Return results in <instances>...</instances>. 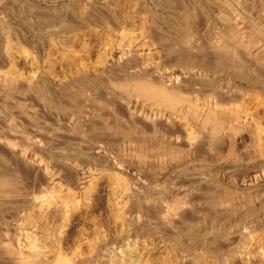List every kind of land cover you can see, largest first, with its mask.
<instances>
[{
  "label": "rangeland",
  "instance_id": "rangeland-1",
  "mask_svg": "<svg viewBox=\"0 0 264 264\" xmlns=\"http://www.w3.org/2000/svg\"><path fill=\"white\" fill-rule=\"evenodd\" d=\"M179 2L201 14L190 37L171 0H0V56L26 92L0 95V264H264V0ZM131 78L188 102L158 106L117 84Z\"/></svg>",
  "mask_w": 264,
  "mask_h": 264
},
{
  "label": "bare ground",
  "instance_id": "bare-ground-1",
  "mask_svg": "<svg viewBox=\"0 0 264 264\" xmlns=\"http://www.w3.org/2000/svg\"><path fill=\"white\" fill-rule=\"evenodd\" d=\"M126 1V0H125ZM170 1V0H169ZM180 0H178L177 2H179ZM177 2H175V1H173V0H171V4L173 5V4H175V6L177 7H175L176 8V10H178L179 9V11L181 12V21H183L184 22V24H185V26H184V28H181L180 29V27H175V30L177 29V31L179 32V34L180 35H183V37L184 36H187V37H190V35H193V34H196V33H194L195 31H196V23H197V20L199 19V16L201 15V14H199L200 12L198 11V9L195 7V5L193 4V5H191L192 7H191V10L190 9H188L187 7H185V5H180L181 3L179 2V4L177 3ZM154 3V2H153ZM157 3H159V2H157ZM236 3V2H235ZM247 4V3H246ZM160 5V4H159ZM169 5V4H168ZM167 5V6H168ZM171 5V6H172ZM237 5V4H236ZM12 6H13V4H12ZM27 6V5H26ZM162 6H163V4H162ZM170 6V5H169ZM174 6V5H173ZM172 6V7H173ZM245 6H247V5H245ZM133 7V6H132ZM157 7V6H156ZM133 8H135V7H133ZM144 8V7H143ZM146 8V7H145ZM167 8H169V7H167ZM246 8V7H245ZM245 8H244V10H245ZM140 9V8H139ZM165 9V8H164ZM142 10H144V9H142ZM174 10V9H173ZM123 11V10H122ZM247 11H248V8H247ZM46 12V11H45ZM44 12V13H45ZM142 12H144V14L142 13ZM43 13V14H44ZM141 13H142V15H144L143 17H142V21H141V26L142 27H144V31H146L147 33H150V31L151 30H153V31H155L156 29H155V25L153 24L154 23V20H156V19H154L153 18V15H152V12L151 11H148V10H144V11H141ZM35 14V13H34ZM37 14V13H36ZM42 14V13H41ZM47 14V13H46ZM45 14V15H46ZM53 15V14H52ZM55 15H58V14H55ZM121 15V14H120ZM155 15V14H154ZM179 15V14H178ZM15 16V15H14ZM118 16V15H117ZM120 17V16H119ZM97 18H99V17H97ZM97 18H96V20H97ZM157 19H158V17H156ZM162 18V17H161ZM100 19V18H99ZM98 19V20H99ZM126 19V18H125ZM173 19H175V18H173ZM97 20V21H98ZM102 21H100L102 24H103V26H105L106 28L108 27H110L111 26V28L112 27H114V30L112 29V31H116V32H118L119 34L122 32L123 34H124V32L123 31H125L124 29H126V26L125 25H127L126 23H125V20L123 21L122 19H120V18H118V17H116L114 14H107V15H105V17H104V19L102 18L101 19ZM121 20V21H120ZM126 20H128V19H126ZM131 20V19H130ZM173 21H175L176 22V20H173ZM179 21V20H178ZM199 21V20H198ZM204 21V20H203ZM253 21V20H252ZM17 22V21H16ZM16 22H13V23H16ZM96 22V21H95ZM121 22L123 23V24H121ZM127 22H129V21H127ZM163 22H164V24H167L165 21H164V19H163ZM175 22H172V23H175ZM20 23V22H19ZM101 23H100V25H101ZM131 23V22H130ZM139 23V22H138ZM137 23V24H138ZM262 23V22H261ZM125 24V25H124ZM129 24V23H128ZM183 24V25H184ZM257 24V23H256ZM140 25V24H139ZM167 25H170V26H172V24H167ZM176 25H178V24H176ZM6 26V25H5ZM180 26V25H179ZM201 26V25H200ZM79 27V26H78ZM168 27V26H167ZM174 27V26H173ZM3 28V27H2ZM179 28V29H178ZM198 28V27H197ZM3 29H5V27L3 28ZM88 29H89V27H88ZM97 29V28H96ZM110 29V28H109ZM174 29V28H173ZM173 29H171V30H173ZM199 29V28H198ZM198 29H197V31H198ZM174 30V31H175ZM200 30V29H199ZM229 30V29H228ZM153 31H152V33H153ZM196 31V32H197ZM220 31V30H219ZM227 31V30H226ZM145 32V33H146ZM178 32H177V34H178ZM121 33V35L120 36H123V34ZM125 33H126V31H125ZM152 33H150L151 35H153ZM155 33V32H154ZM163 33V32H162ZM162 33L161 34H158V35H160V38H162L161 36H165L166 35V33H165V35H162ZM173 33V32H172ZM5 34V33H4ZM164 34V33H163ZM198 34V33H197ZM225 34V33H224ZM15 36V35H14ZM153 36H155V35H153ZM152 36V37H153ZM157 36V35H156ZM168 36V35H167ZM128 37V36H127ZM166 37V36H165ZM169 37V36H168ZM192 37V36H191ZM200 37V36H199ZM12 38V37H11ZM159 38V39H160ZM167 38V37H166ZM158 39V38H157ZM157 39H155V40H157ZM167 39H169V38H167ZM213 39V38H212ZM14 40V39H13ZM130 40V39H129ZM151 40H152V38H151ZM162 40H164L163 38H162ZM193 40V39H192ZM202 40H204V39H202ZM202 40H201V42H202ZM65 41V40H64ZM132 41V40H131ZM130 41V42H131ZM164 41H166V40H164ZM176 41H178V40H176ZM185 41H186V39H185ZM184 41V42H185ZM209 41V40H208ZM224 41H225V39H224ZM226 41H228V40H226ZM225 41V43L224 44H226V46H224V47H221V48H224L223 49V51H224V53H223V51H220V50H222V49H219V50H216L217 51V53L218 54H220L221 55V57L223 56V54H227L228 52H229V50H230V46L228 45L229 43L228 42H226ZM66 42V41H65ZM78 42V41H77ZM179 42V41H178ZM190 42V41H189ZM204 42H205V40H204ZM10 43V48L11 47H15L16 49H19L20 51H21V49H24L25 47H20V46H18V44H14V42H12V41H8V44ZM67 43V42H66ZM147 43V42H146ZM156 43V42H155ZM181 43V42H180ZM186 43V42H185ZM128 44V43H127ZM168 44V43H167ZM177 44V43H176ZM182 44V43H181ZM209 44V43H208ZM33 45V44H32ZM170 45V44H169ZM180 45V44H179ZM210 45V44H209ZM213 45V44H212ZM9 46V45H8ZM77 46V45H76ZM155 46H156V44H155ZM165 47L164 45H162L161 44V47ZM167 46V45H166ZM172 47L174 46L173 44L171 45ZM159 47V46H158ZM203 47V46H202ZM206 47V46H205ZM204 47V48H205ZM211 47V46H210ZM212 47H214V46H212ZM211 47V48H212ZM72 48V47H71ZM175 48V47H174ZM199 48V47H198ZM209 48V47H208ZM229 48V49H228ZM235 48V47H234ZM177 49V48H176ZM175 49V50H176ZM201 49V48H200ZM25 50V49H24ZM67 51V50H66ZM174 51V50H173ZM211 51V50H210ZM214 51V50H213ZM216 51H215V53L214 52H212L211 51V53H213L212 55L213 56H209V55H211V53H209V52H207V53H209V57H214L215 55L214 54H217L216 53ZM238 51V50H237ZM77 52V51H76ZM202 52V51H201ZM227 52V53H226ZM239 52V51H238ZM238 52H236V51H232V55L231 56H233V57H239L238 55ZM197 53V52H196ZM222 53V54H221ZM49 54V53H48ZM181 54H182V52H181ZM186 55V54H185ZM185 55H184V59H185ZM203 55H204V53H203ZM202 54L201 55H198L197 56V58H199V59H201V57L203 56ZM242 55V54H241ZM240 55V56H241ZM201 56V57H200ZM205 56V55H204ZM203 56V57H204ZM207 56V57H208ZM217 56H219V55H217ZM216 56V57H217ZM227 56V55H226ZM225 55H224V57H226ZM228 56H229V53H228ZM230 56V57H231ZM47 56H45V58H46ZM196 57V56H195ZM216 57H214V59L212 58V59H210V60H212V61H214L215 60V62L217 61V58ZM224 57L222 58V59H219L220 58V56H219V58H218V62L219 63H224V62H226L227 60V57H226V59H224ZM180 58H182V57H180ZM206 58V57H205ZM205 58H203V59H205ZM216 58V59H215ZM243 58V57H242ZM189 59V58H188ZM190 59H192L191 57H190ZM198 59V60H199ZM208 59V58H207ZM206 59V60H207ZM236 59H238L236 62L237 63H240V65H241V58H240V60H239V58H234V60H236ZM231 60V59H230ZM205 61V60H204ZM244 61H245V59H244ZM49 62V61H48ZM199 62V61H198ZM198 62H196V63H198ZM209 63H210V61H208ZM174 63V62H173ZM205 63V62H204ZM236 63V64H237ZM244 64L246 63V62H243ZM5 64V63H4ZM181 64V63H180ZM213 64V63H212ZM247 64V63H246ZM246 64L245 65H243V67L244 66H246ZM239 65V64H238ZM239 65V66H240ZM49 66V65H48ZM232 66V65H231ZM237 66V65H236ZM238 66V67H239ZM0 68L1 69H3L2 67H1V65H0ZM245 68V67H244ZM71 69V68H70ZM246 69V68H245ZM249 69H250V67H249ZM15 71V70H14ZM74 71V70H73ZM252 71V70H251ZM9 72V71H8ZM246 72V71H245ZM253 72V71H252ZM11 73L12 74H14L13 73V71L11 70ZM256 73H258V72H256ZM65 74V73H64ZM245 75L247 74V73H244ZM250 74V73H249ZM263 74V73H262ZM252 75V74H251ZM251 75H248V76H251ZM254 75H255V73H254ZM257 75V74H256ZM263 76V75H262ZM254 77V76H253ZM251 78V77H250ZM249 78V79H250ZM253 79H255V77L253 78ZM112 80V79H111ZM117 80H119V79H117ZM123 80V81H122ZM121 81H118L117 82V84L119 85V87L120 86H122V85H126V86H129L130 88H131V91L133 90L134 91V94H135V96L137 95V96H139V97H142L144 100H148L149 102H154L155 104H157L158 106H166V107H168V108H174V106H176V105H179V104H183L184 102H186V99L184 98V97H182V96H180L179 97V95H175V92H177L178 90L176 89V87H178V86H176V87H173V88H171L170 90H169V88H165L164 86H161L160 84H159V82L158 81H156V80H154V78L152 79V78H139V79H126V80H124V79H122ZM263 80H264V78H263ZM262 82V81H261ZM113 83V82H112ZM263 83V82H262ZM112 85V84H111ZM264 85V84H263ZM41 86V85H40ZM83 86H84V84H83ZM113 86V85H112ZM91 87V86H90ZM92 88V87H91ZM90 88V89H91ZM95 88H97V86L95 87ZM123 88H124V86H123ZM49 89V88H48ZM52 89V88H51ZM116 89V88H115ZM179 89V88H178ZM94 90V89H93ZM50 91V90H49ZM90 91V90H89ZM55 92V91H54ZM179 92V91H178ZM180 92H181V90H180ZM73 93H75L74 91H73ZM91 93V92H90ZM186 93V92H185ZM258 93V92H257ZM80 94V93H79ZM93 94V93H92ZM181 94H183V92L181 93ZM51 95V94H50ZM52 95H53V93H52ZM51 95V96H52ZM68 95V94H67ZM70 96H71V94H69ZM68 95V96H69ZM81 96V95H80ZM134 96V97H135ZM189 96V95H188ZM57 97V96H56ZM61 97V96H60ZM50 98V97H49ZM57 99H59V98H57ZM60 100V99H59ZM130 100V99H129ZM58 101V100H57ZM56 100H55V102H57ZM75 101V100H74ZM79 101V100H78ZM62 103H63V101H61ZM66 102V101H65ZM64 102V103H65ZM188 102V101H187ZM186 102V103H187ZM68 104H69V102H68ZM70 104H71V102H70ZM6 105H7V103H6ZM67 105V104H66ZM8 106V105H7ZM24 106V105H23ZM75 106V105H74ZM77 106V105H76ZM75 106V107H76ZM79 106V105H78ZM77 106V107H78ZM47 107V106H46ZM58 107V106H57ZM71 107H73V105L71 106L70 105V108ZM101 107H103V106H101ZM176 108V107H175ZM195 109V108H194ZM97 110V109H96ZM100 110V109H99ZM102 111V110H101ZM100 113V112H99ZM117 113V112H116ZM115 113V114H116ZM75 115V114H74ZM99 115V114H98ZM118 115V114H117ZM96 116V115H95ZM100 116V115H99ZM81 117H82V115H81ZM193 117V116H192ZM101 118H104L103 116L102 117H99V119H101ZM34 119V118H33ZM79 119V118H78ZM60 120V119H59ZM94 121V119H92L91 120V123ZM82 122V121H81ZM98 122V121H97ZM58 123H60V122H58ZM84 122H82V124H83ZM94 123H95V121H94ZM99 123V122H98ZM82 124H79V126L80 125H82ZM90 124V123H89ZM89 124H87L88 126H89ZM85 125V124H84ZM83 125V126H84ZM92 125H94V124H92ZM100 124H96L95 125V128L97 127V126H99ZM261 126H263V125H261ZM63 127V126H62ZM81 127V126H80ZM89 127H92V126H89ZM102 126H100V128H101ZM76 128V127H75ZM82 128V127H81ZM99 128V127H98ZM69 130H70V128H68ZM67 130V129H66ZM78 130H79V128H78ZM83 130V129H82ZM81 130V131H82ZM87 130V129H86ZM94 130V129H93ZM85 131V130H84ZM84 131H82V132H84ZM90 132V131H89ZM259 132V131H258ZM95 133H96V131H95ZM77 134V133H76ZM87 134V133H86ZM259 134V133H258ZM90 135V134H89ZM7 138V137H6ZM12 138V137H11ZM18 138V137H17ZM95 138H96V136H95ZM93 139H94V137H93ZM11 140V139H10ZM102 140V139H101ZM13 141V140H12ZM106 141V140H105ZM17 142V141H16ZM11 145H13V144H11ZM1 153V152H0ZM43 154V153H42ZM6 157V156H5ZM9 159V158H8ZM6 162V161H5ZM6 174V173H5ZM6 176H8V175H6ZM10 176V175H9ZM8 176V177H9ZM0 177H2L1 175H0ZM10 179H11V176H10ZM16 179V178H15ZM15 179H13L12 178V181L14 180L15 181ZM8 178L7 179H1L0 180V192H6L7 190H9V188H7V184H9L8 183ZM14 181H13V185H14ZM11 182V181H10ZM208 182V181H207ZM12 184H10V185H12ZM11 187V186H10ZM14 187V186H13ZM214 187V186H213ZM7 188V189H6ZM206 188V187H205ZM212 188V187H211ZM218 188V187H217ZM11 189H13L12 187H11ZM207 189V188H206ZM209 190H211L210 189V187H209ZM212 190H214V189H212ZM9 191H11V190H9ZM16 191V190H15ZM217 191V190H216ZM13 192V191H12ZM11 192V193H12ZM212 192H214V191H212ZM7 193H8V191H7ZM218 193H219V191H218ZM51 194V193H50ZM216 194V193H215ZM214 194V195H215ZM214 195H212V196H214ZM217 195V194H216ZM219 195V194H218ZM217 195V196H218ZM259 195V194H258ZM2 196H4L3 194H2ZM210 196H211V194H210ZM211 196V197H212ZM7 197V196H6ZM207 198V197H206ZM214 198L216 199L217 197H215L214 196ZM215 201V200H214ZM210 202V201H209ZM213 202V201H212ZM5 203V202H4ZM211 203V202H210ZM220 205V204H219ZM41 207V206H40ZM217 211V210H216ZM209 213H210V211H209ZM208 214V213H207ZM207 214H206V216H207ZM214 214V213H213ZM36 215V214H35ZM186 215V214H185ZM39 216V215H38ZM183 216V215H182ZM205 216V217H206ZM186 217V216H185ZM210 217V216H209ZM34 218V217H33ZM182 218V217H181ZM187 218V217H186ZM214 218H215V216H214ZM219 218V217H218ZM188 219V218H187ZM191 219V218H190ZM220 219V218H219ZM216 220H217V218H216ZM191 221V220H190ZM189 223V222H188ZM217 228V227H216ZM219 238V237H218ZM219 239H221V238H219ZM216 241V240H215ZM217 241H218V239H217ZM216 241V242H217ZM214 243V245H215V242H213ZM35 244V243H34ZM38 244V243H37ZM192 244V243H191ZM193 245H195L194 243H193ZM36 247H38V246H36ZM188 247V246H187ZM211 247H214V246H211ZM216 248V247H215ZM212 249V248H211ZM210 249V250H211ZM35 250H37V249H35ZM34 251V250H33ZM32 251V252H33ZM24 253V252H23ZM26 253V252H25ZM29 252H27V254H28ZM34 253V252H33ZM33 253H31V254H33ZM26 254V255H27ZM30 254V253H29ZM28 254V255H29ZM18 255V254H17ZM19 255H21V254H19ZM23 255V254H22ZM37 256H40L38 253H37ZM44 256V255H43ZM29 257H32L31 255H29ZM41 257V256H40ZM34 258H36V256L34 257ZM45 259V258H44ZM31 260H34V259H31ZM36 260V259H35ZM40 260H41V258H40ZM62 260V259H61ZM64 260V259H63ZM29 261H30V259H29ZM29 261H28V258H22L21 259V262L19 263V264H28L29 263ZM37 261H38V259H37ZM37 261H35L34 263H36ZM67 261V260H66ZM65 260L63 261L64 262V264H65V262H66ZM39 262H41V261H39ZM43 262V261H42ZM38 264V263H37Z\"/></svg>",
  "mask_w": 264,
  "mask_h": 264
},
{
  "label": "crops",
  "instance_id": "crops-1",
  "mask_svg": "<svg viewBox=\"0 0 264 264\" xmlns=\"http://www.w3.org/2000/svg\"><path fill=\"white\" fill-rule=\"evenodd\" d=\"M8 42V41H7ZM14 44H16V43H14ZM0 63H2V64H4L5 65V67L2 69V71L0 70V73L1 74H4V75H9V77H6V79L5 80H3V82H5L6 83V81L7 82H11V81H14V86L12 87V92H10V91H5L4 89L5 88H0V95H13V96H16V97H18L17 98V102L19 103V105H21V104H25V97H22L23 95L25 96V94H26V92L25 91H22L21 89H20V87H19V84H20V81H21V79H20V75H21V71H20V67L19 68H17L16 69V65H15V63H12V61H9V60H7L6 58H3V57H1L0 56ZM11 70L13 71V73L14 74H12L11 73ZM15 70V71H14ZM9 71V72H8ZM16 75V76H15ZM15 79V80H14ZM18 79V80H17ZM42 80H44V79H42ZM46 80H48V79H46ZM3 85H5V84H3ZM41 85V86H40ZM5 86H7V85H5ZM39 86L42 88V90H41V93L39 94L40 96H42V99H43V97L45 96V101H46V103L48 102V100H49V97H50V99L51 100H53V101H57V103L59 104V105H62L63 107H66L67 105L65 104L66 102V100H67V98L65 97V96H63V94H55L51 89H50V87H49V85L47 84V83H40L39 84ZM8 87V86H7ZM9 88V87H8ZM49 88V89H48ZM50 90V91H49ZM51 93H54L57 97H55V98H53V97H51ZM61 96V97H60ZM57 98H59V99H57ZM61 101H63V103L61 102ZM65 102V103H64ZM48 104V103H47ZM100 141V140H99ZM102 142L104 143L105 141L104 140H102ZM162 158H166V155H164ZM166 160L167 159H165V160H161V164H166ZM164 161V162H163ZM158 163V162H157ZM159 166H160V164H159Z\"/></svg>",
  "mask_w": 264,
  "mask_h": 264
}]
</instances>
